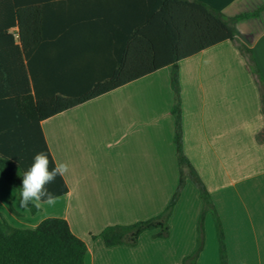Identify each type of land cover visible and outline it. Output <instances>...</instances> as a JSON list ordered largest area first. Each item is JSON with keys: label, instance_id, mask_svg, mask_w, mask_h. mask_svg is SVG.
I'll use <instances>...</instances> for the list:
<instances>
[{"label": "crops", "instance_id": "obj_1", "mask_svg": "<svg viewBox=\"0 0 264 264\" xmlns=\"http://www.w3.org/2000/svg\"><path fill=\"white\" fill-rule=\"evenodd\" d=\"M232 18L264 0H199ZM227 41L182 60L179 81L184 154L203 179L223 225L228 264H264V114L261 92L239 43L253 51L264 81V12L234 24ZM170 68L104 94L41 124L56 162L69 164L68 192L39 212L19 207L17 187L0 173V218L35 229L65 219L88 248L85 264H182L197 246L203 207L187 180L169 238L145 232L135 247H106L104 229L162 214L180 179ZM197 264H220L215 219L205 220ZM96 237V238H93Z\"/></svg>", "mask_w": 264, "mask_h": 264}, {"label": "trees", "instance_id": "obj_2", "mask_svg": "<svg viewBox=\"0 0 264 264\" xmlns=\"http://www.w3.org/2000/svg\"><path fill=\"white\" fill-rule=\"evenodd\" d=\"M229 18L199 0H0V173L21 193L24 172L37 152L50 160L41 124L67 110L170 68L175 96V146L180 170L166 210L132 225L107 227L99 235L108 248L135 247L145 232L171 233L170 217L186 186L200 191L203 210L195 251L182 264H197L204 250V219H215L220 264H228L225 234L211 195L184 154L178 65L223 42H238L234 24L259 17ZM261 92L264 81L253 51L239 43ZM57 198L67 194L63 178L48 185ZM31 212H39L31 204ZM96 238V237H93ZM86 243L62 218H48L35 229L12 227L0 218V264H85Z\"/></svg>", "mask_w": 264, "mask_h": 264}, {"label": "clouds", "instance_id": "obj_3", "mask_svg": "<svg viewBox=\"0 0 264 264\" xmlns=\"http://www.w3.org/2000/svg\"><path fill=\"white\" fill-rule=\"evenodd\" d=\"M50 170V160L46 152H37L31 166L24 172L19 207L31 211V204L38 211L42 205H55L57 195L48 185L55 182L57 176L63 178L69 172V164L56 162Z\"/></svg>", "mask_w": 264, "mask_h": 264}, {"label": "rangeland", "instance_id": "obj_4", "mask_svg": "<svg viewBox=\"0 0 264 264\" xmlns=\"http://www.w3.org/2000/svg\"><path fill=\"white\" fill-rule=\"evenodd\" d=\"M201 180L203 181V179L201 178ZM203 183H204V181H203ZM194 184V183H193ZM204 185H205V183H204ZM194 186H195V188H197V186L194 184ZM205 187H206V189H207V191H208V193L211 195V193H210V191L208 190V188H207V186L205 185ZM197 190H198V193H199V198L201 199V195H200V191H199V189L197 188ZM201 201H202V199H201ZM202 203H203V201H202ZM169 205V204H168ZM168 207V206H167ZM202 210H203V207H202V209H201V211H200V213H199V216H198V221H197V230H198V235H199V222H200V216H201V212H202ZM173 216V215H172ZM172 216L170 217V220H171V218H172ZM205 220H206V217H205V219H204V228H205ZM171 227V226H170ZM205 230V229H204ZM216 231H217V229H216ZM205 237H206V231H205ZM198 240H199V237H198V239H197V246H198ZM197 246H196V248H197ZM195 248V249H196ZM195 251V250H194Z\"/></svg>", "mask_w": 264, "mask_h": 264}]
</instances>
